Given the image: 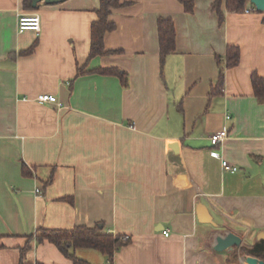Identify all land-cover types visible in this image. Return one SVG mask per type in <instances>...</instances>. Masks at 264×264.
Segmentation results:
<instances>
[{
  "label": "crops",
  "instance_id": "crops-1",
  "mask_svg": "<svg viewBox=\"0 0 264 264\" xmlns=\"http://www.w3.org/2000/svg\"><path fill=\"white\" fill-rule=\"evenodd\" d=\"M214 1L194 0L186 13L178 0H121L103 38L114 52L88 59L99 0H0V264H72L37 242L39 228L99 224L128 237L111 261L76 250L87 264H243L240 247L213 249L216 235L264 240V102L250 80L264 79L263 12H225L220 22ZM31 12L39 33L18 32V15ZM160 17L176 32L162 65ZM228 46L239 63L212 93ZM102 68L126 73L128 87L92 72ZM40 94L62 106L35 101ZM222 129L227 139L212 146ZM221 159L238 170L223 171ZM198 204L215 226L198 220Z\"/></svg>",
  "mask_w": 264,
  "mask_h": 264
},
{
  "label": "trees",
  "instance_id": "trees-1",
  "mask_svg": "<svg viewBox=\"0 0 264 264\" xmlns=\"http://www.w3.org/2000/svg\"><path fill=\"white\" fill-rule=\"evenodd\" d=\"M33 0H23L26 8H31ZM186 13H192L194 8V0H178ZM250 0H215L212 4V9L222 22L225 12L242 13L248 9ZM126 2L121 0H99V6L95 10L96 19L90 26V48L88 59L96 56L109 55L113 52L106 51L103 45V38L105 33L111 32L115 29V25L109 21V15L112 9L121 7ZM255 10V8L250 9ZM262 22L264 24V12ZM157 32L159 42V58L161 65L165 57L175 50V27L171 19L158 18ZM35 42L25 54H30L34 51L36 46ZM224 64L221 66L220 58L217 59L219 64V73L217 84L212 88V93L220 92L223 86L224 70L238 65L240 59V50L237 46H228L224 55ZM92 72L117 77L123 86L128 87V80L126 73L116 68H102L96 69ZM251 86L253 94L258 102H264V79L259 77L256 73H252ZM22 174L28 176L31 173L23 165ZM37 242L41 243L47 241L55 246L60 254L70 260L72 264H87L85 261L75 256V251L78 249H91L100 252L110 261L114 253L122 246L126 245L129 240L126 236L114 235L107 233L104 227L99 224L93 227L87 226H74L71 229H44L39 228L35 236ZM239 253L242 255L257 258L264 262V240H259L253 245L242 244L239 248ZM233 263H237V253L233 252L231 256Z\"/></svg>",
  "mask_w": 264,
  "mask_h": 264
},
{
  "label": "built area",
  "instance_id": "built-area-1",
  "mask_svg": "<svg viewBox=\"0 0 264 264\" xmlns=\"http://www.w3.org/2000/svg\"><path fill=\"white\" fill-rule=\"evenodd\" d=\"M246 12L251 11L250 9H245ZM17 30L18 32L23 31H33L36 34L40 31V17L37 13L31 12V13H20L17 17ZM35 101L39 103H48L55 105L56 107H61L62 104L58 101V99L54 95L50 94H40L37 95L34 99ZM230 116L228 114L225 115V120H229ZM228 133L226 129H222L220 131H217L215 133H212L209 136V142L212 146H218L220 145L225 139H227ZM212 155L218 157L217 153H213ZM221 169L223 171H229V172H236L238 170V167L236 165H233L229 163L228 161L221 159ZM36 193L39 192V189H36ZM165 235H167L165 233ZM127 238V236H126Z\"/></svg>",
  "mask_w": 264,
  "mask_h": 264
},
{
  "label": "water",
  "instance_id": "water-1",
  "mask_svg": "<svg viewBox=\"0 0 264 264\" xmlns=\"http://www.w3.org/2000/svg\"><path fill=\"white\" fill-rule=\"evenodd\" d=\"M43 1L46 4H57L65 0H33L32 7L35 8L36 4ZM250 3L254 6L256 11L264 12V0H250ZM177 144H172L170 147L174 149ZM196 215L200 222L208 223L215 226L212 221L211 215L209 214L207 208L203 204H198L196 207ZM101 227V225H100ZM241 238L234 233H225L223 235L218 234L214 239L213 249L217 252H222L225 250H233L234 248H239L241 246ZM245 264H264L263 261L257 258L246 256L243 258Z\"/></svg>",
  "mask_w": 264,
  "mask_h": 264
},
{
  "label": "rangeland",
  "instance_id": "rangeland-1",
  "mask_svg": "<svg viewBox=\"0 0 264 264\" xmlns=\"http://www.w3.org/2000/svg\"><path fill=\"white\" fill-rule=\"evenodd\" d=\"M238 251V250H237ZM236 253H238V252H236ZM243 264H245V263H243Z\"/></svg>",
  "mask_w": 264,
  "mask_h": 264
}]
</instances>
